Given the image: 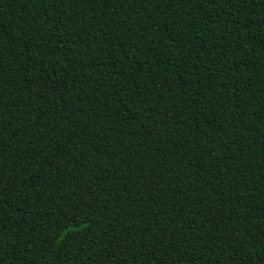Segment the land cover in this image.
<instances>
[{
  "label": "trees",
  "instance_id": "trees-1",
  "mask_svg": "<svg viewBox=\"0 0 264 264\" xmlns=\"http://www.w3.org/2000/svg\"><path fill=\"white\" fill-rule=\"evenodd\" d=\"M0 264H264V0H0Z\"/></svg>",
  "mask_w": 264,
  "mask_h": 264
}]
</instances>
